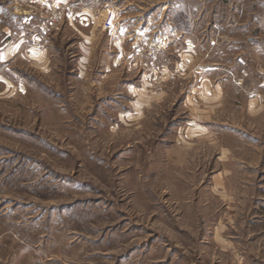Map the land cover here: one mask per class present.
I'll use <instances>...</instances> for the list:
<instances>
[{
  "label": "rangeland",
  "instance_id": "1",
  "mask_svg": "<svg viewBox=\"0 0 264 264\" xmlns=\"http://www.w3.org/2000/svg\"><path fill=\"white\" fill-rule=\"evenodd\" d=\"M0 264H264V0H0Z\"/></svg>",
  "mask_w": 264,
  "mask_h": 264
},
{
  "label": "built area",
  "instance_id": "2",
  "mask_svg": "<svg viewBox=\"0 0 264 264\" xmlns=\"http://www.w3.org/2000/svg\"><path fill=\"white\" fill-rule=\"evenodd\" d=\"M65 15H67V14L64 13L63 10H60L58 12L53 13L49 17L47 24L44 26L45 31L49 32V31H51V29H54V27H56L58 24H60L62 22ZM109 28H110V24L108 22H105L103 24V29H109Z\"/></svg>",
  "mask_w": 264,
  "mask_h": 264
},
{
  "label": "crops",
  "instance_id": "3",
  "mask_svg": "<svg viewBox=\"0 0 264 264\" xmlns=\"http://www.w3.org/2000/svg\"><path fill=\"white\" fill-rule=\"evenodd\" d=\"M107 1H109V0H107ZM110 2H111V0H110ZM110 4H112V3L106 2V5H107V6H110ZM77 14H78V13H77ZM79 15H80V13H79ZM80 20L82 21L83 18H80ZM74 22H76V21H74ZM74 22H72V20H69L68 23H67L66 25L69 26V27H74V24H76V23H74ZM78 24H79V22H78ZM86 38H87V37H86Z\"/></svg>",
  "mask_w": 264,
  "mask_h": 264
}]
</instances>
